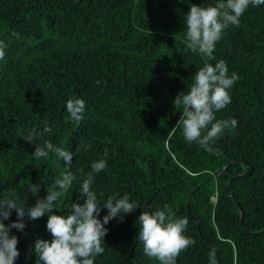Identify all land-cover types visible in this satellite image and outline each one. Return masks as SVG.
Here are the masks:
<instances>
[{
    "label": "trees",
    "instance_id": "trees-1",
    "mask_svg": "<svg viewBox=\"0 0 264 264\" xmlns=\"http://www.w3.org/2000/svg\"><path fill=\"white\" fill-rule=\"evenodd\" d=\"M188 10L183 0H0V41L8 46L0 61V191L23 203L28 185L39 183L37 196L27 195L30 206L71 171L77 181L54 209L68 214L79 180L107 150L93 190L101 203L128 194L140 207L106 225L105 251L94 264H159L136 237L144 210L187 217L192 243L176 264H264V5L249 7L223 33L215 60L188 48ZM219 60L239 78L216 118H234L236 126L212 152L187 142L179 128L169 138L183 111L177 94L204 63ZM73 98L85 103L79 120L66 107ZM43 121L50 133L33 143L22 138ZM46 141L73 152L70 168L54 151L33 158ZM14 219L13 211L5 223ZM46 219L11 230L19 241L15 264H36L34 241L51 238Z\"/></svg>",
    "mask_w": 264,
    "mask_h": 264
},
{
    "label": "clouds",
    "instance_id": "clouds-1",
    "mask_svg": "<svg viewBox=\"0 0 264 264\" xmlns=\"http://www.w3.org/2000/svg\"><path fill=\"white\" fill-rule=\"evenodd\" d=\"M189 3V10L184 13L183 21L186 28L184 38L188 48L198 51L208 60H215L214 51L223 33L230 26H238L242 15L249 7L264 5V0H213L206 6ZM7 44L0 41V61L6 56ZM238 74L229 75L225 61L204 63L194 77L193 83L186 91L177 94L174 103L182 107L175 126L168 134L169 138L179 128L184 139L196 143L205 151L212 152V145L226 129L234 128L236 120L217 119L216 113L231 103L230 89L238 80ZM69 117L79 120L85 111V103L73 98V103L67 105ZM52 131L47 121L30 129L22 138L33 143L37 138ZM55 152L56 158L70 168L73 162V152L55 147L51 141L44 146H36L32 152L33 158L47 157ZM108 151L103 158L95 160L88 171L79 180L78 196L70 205L68 214H57L56 201L66 193L77 181L71 171H66L62 178L57 179L48 188L43 198H36L35 203L26 206L27 195L37 196L41 185L30 183L27 193L22 198L23 203L11 194L0 191V264H15L20 252L17 247L18 237L11 233L12 229L23 233L26 222L46 216L45 227L50 239L37 238L31 251L36 258V264H94L95 258L105 251L104 237L108 229L106 225L113 219L122 222L125 214L140 207L133 202L128 194H113L100 202V197L93 190L95 177L107 167ZM82 201V202H77ZM106 213L101 216V211ZM15 212L16 219L5 223ZM137 239L143 245L146 256L155 258L159 264H176L180 252L192 243L185 235L188 226L187 217H177L168 210L141 211L137 216Z\"/></svg>",
    "mask_w": 264,
    "mask_h": 264
},
{
    "label": "water",
    "instance_id": "water-1",
    "mask_svg": "<svg viewBox=\"0 0 264 264\" xmlns=\"http://www.w3.org/2000/svg\"><path fill=\"white\" fill-rule=\"evenodd\" d=\"M231 163V162H230ZM230 163H227L226 165H224L221 169H219V170H217L215 173H214V176H218ZM224 189L225 190H227V188H226V186H224ZM228 191V190H227ZM228 193H229V195H230V197L233 199V201L234 202H236L235 201V199H234V197H233V195L228 191ZM242 217H243V214H242V211L240 210V220H239V222H240V224H242ZM260 232H264V229L263 230H261ZM219 264V263H218Z\"/></svg>",
    "mask_w": 264,
    "mask_h": 264
}]
</instances>
